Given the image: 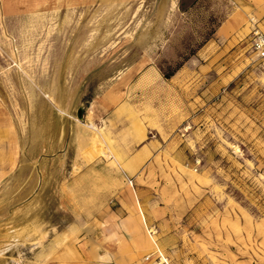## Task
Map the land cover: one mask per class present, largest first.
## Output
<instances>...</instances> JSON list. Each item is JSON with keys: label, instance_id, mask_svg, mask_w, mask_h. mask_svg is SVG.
Listing matches in <instances>:
<instances>
[{"label": "rangeland", "instance_id": "obj_1", "mask_svg": "<svg viewBox=\"0 0 264 264\" xmlns=\"http://www.w3.org/2000/svg\"><path fill=\"white\" fill-rule=\"evenodd\" d=\"M254 28L264 0H0V264H264Z\"/></svg>", "mask_w": 264, "mask_h": 264}, {"label": "built area", "instance_id": "obj_2", "mask_svg": "<svg viewBox=\"0 0 264 264\" xmlns=\"http://www.w3.org/2000/svg\"><path fill=\"white\" fill-rule=\"evenodd\" d=\"M249 47L254 56L264 63V31L254 28L249 35Z\"/></svg>", "mask_w": 264, "mask_h": 264}, {"label": "crops", "instance_id": "obj_3", "mask_svg": "<svg viewBox=\"0 0 264 264\" xmlns=\"http://www.w3.org/2000/svg\"><path fill=\"white\" fill-rule=\"evenodd\" d=\"M222 28V27H221ZM142 230H144V228H140L139 229V232H137V235L139 236V237H141V235L143 236V231ZM137 231V230H136ZM144 232L146 233V231L144 230ZM136 235V234H135ZM146 235H147V233H146ZM144 237V236H143ZM142 238V237H141ZM149 238V237H148ZM144 239V238H143ZM147 242L149 241V240H146ZM140 256V255H139Z\"/></svg>", "mask_w": 264, "mask_h": 264}, {"label": "trees", "instance_id": "obj_4", "mask_svg": "<svg viewBox=\"0 0 264 264\" xmlns=\"http://www.w3.org/2000/svg\"><path fill=\"white\" fill-rule=\"evenodd\" d=\"M181 66V63L177 65V67L174 69V71H176L179 67ZM174 71L170 72L169 74H166L165 77L168 78L171 75H173Z\"/></svg>", "mask_w": 264, "mask_h": 264}, {"label": "water", "instance_id": "obj_5", "mask_svg": "<svg viewBox=\"0 0 264 264\" xmlns=\"http://www.w3.org/2000/svg\"><path fill=\"white\" fill-rule=\"evenodd\" d=\"M82 111H83V110H82V109H80V111H79V116L81 115Z\"/></svg>", "mask_w": 264, "mask_h": 264}, {"label": "bare ground", "instance_id": "obj_6", "mask_svg": "<svg viewBox=\"0 0 264 264\" xmlns=\"http://www.w3.org/2000/svg\"><path fill=\"white\" fill-rule=\"evenodd\" d=\"M42 235V234H41Z\"/></svg>", "mask_w": 264, "mask_h": 264}]
</instances>
